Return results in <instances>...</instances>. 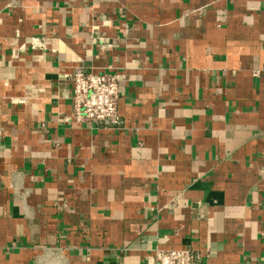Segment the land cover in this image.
Segmentation results:
<instances>
[{"label": "crops", "instance_id": "obj_1", "mask_svg": "<svg viewBox=\"0 0 264 264\" xmlns=\"http://www.w3.org/2000/svg\"><path fill=\"white\" fill-rule=\"evenodd\" d=\"M77 65L123 128L66 120ZM156 247L264 264V0H0V264Z\"/></svg>", "mask_w": 264, "mask_h": 264}, {"label": "built area", "instance_id": "obj_2", "mask_svg": "<svg viewBox=\"0 0 264 264\" xmlns=\"http://www.w3.org/2000/svg\"><path fill=\"white\" fill-rule=\"evenodd\" d=\"M18 36V30H15ZM32 46H40L34 39H27ZM257 75V73H253ZM67 77L72 82L70 97L73 113L66 120L90 123L105 129H121L124 121L118 111L120 99L119 83L124 80L122 73L86 70L75 66ZM200 251L190 247L148 250L145 264H204Z\"/></svg>", "mask_w": 264, "mask_h": 264}, {"label": "bare ground", "instance_id": "obj_3", "mask_svg": "<svg viewBox=\"0 0 264 264\" xmlns=\"http://www.w3.org/2000/svg\"><path fill=\"white\" fill-rule=\"evenodd\" d=\"M54 255H55V254H54ZM54 255H53V257H54ZM44 256H45V255H44ZM47 256H48V255H47ZM57 256H58V254H57ZM49 258H50V257H49ZM55 258H56V257H55ZM42 260H44V258H43ZM42 260H41V261H42ZM45 260H46V259H45ZM53 260H54V258H53ZM46 261H47V263H45V262H44V263H45V264H48V260H46ZM51 262H52V261H51ZM61 262H62V261H61ZM36 264H37V263H36ZM39 264H40V263H39ZM49 264H50V263H49ZM56 264H59V263H56ZM61 264H62V263H61Z\"/></svg>", "mask_w": 264, "mask_h": 264}]
</instances>
